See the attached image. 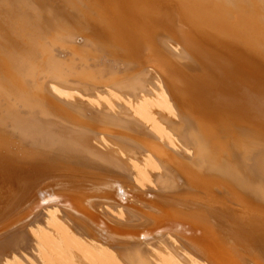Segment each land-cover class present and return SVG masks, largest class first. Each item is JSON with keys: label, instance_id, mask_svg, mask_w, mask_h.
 <instances>
[{"label": "bare ground", "instance_id": "bare-ground-1", "mask_svg": "<svg viewBox=\"0 0 264 264\" xmlns=\"http://www.w3.org/2000/svg\"><path fill=\"white\" fill-rule=\"evenodd\" d=\"M0 264H264V0H0Z\"/></svg>", "mask_w": 264, "mask_h": 264}]
</instances>
